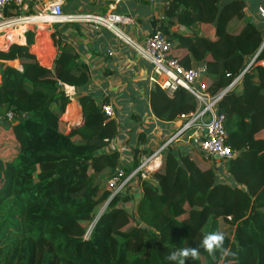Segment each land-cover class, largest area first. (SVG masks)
<instances>
[{
  "label": "trees",
  "instance_id": "trees-1",
  "mask_svg": "<svg viewBox=\"0 0 264 264\" xmlns=\"http://www.w3.org/2000/svg\"><path fill=\"white\" fill-rule=\"evenodd\" d=\"M166 2L153 27L184 68L206 63L211 93L227 87L262 47L263 27L241 21L240 9L230 12L225 0ZM202 26L212 27L205 37ZM34 36L28 31L26 45L0 51V264H169L171 252L200 247L216 231L234 254L201 248L185 264H264V47L242 77L238 96L229 94L219 106L225 144L238 152L225 165L226 182L202 155L170 148L160 169L142 182L133 216L116 207L130 198H111L106 185L120 167L119 154L105 151L119 129L86 93L92 79L87 66L71 45L51 35L57 56L47 69L30 53ZM64 85L74 88L83 119L68 128L61 121L70 103ZM149 106L155 118L170 123L194 112L196 103L183 89L169 98L153 86ZM139 136L129 147L127 173L149 155L138 149L144 142ZM12 145L15 152L6 159Z\"/></svg>",
  "mask_w": 264,
  "mask_h": 264
},
{
  "label": "built area",
  "instance_id": "built-area-1",
  "mask_svg": "<svg viewBox=\"0 0 264 264\" xmlns=\"http://www.w3.org/2000/svg\"><path fill=\"white\" fill-rule=\"evenodd\" d=\"M64 2L65 0H47L43 3L42 0H0V38L9 42V37L14 31L22 28L23 33H26L39 28L40 24L48 27L78 25L94 32L106 31L147 65L149 81L153 86H157L169 98L179 89H183L196 103L194 112L179 115L175 121L168 123L171 125L169 134L149 155L140 157L135 169L127 173L124 170L126 166L119 161L120 167L107 180L106 185L112 190L111 198L130 199L119 203L117 208L125 209L129 215L136 214V206L141 199L142 182L149 180L151 175L160 169L162 155L170 148L191 147L192 152L202 155L216 170L238 156L237 151L230 150L225 144V115L219 111V106L241 82L244 74L255 66L260 50L264 47V39L262 47L250 58L244 70L234 77L227 87L211 93L206 63L201 62L191 68H184L176 59L170 58L171 44L158 27L150 28L142 39H136L123 30L134 25L129 17L114 12L65 14L62 12ZM258 16L264 21V11L261 8L258 9ZM107 53L111 55L110 51ZM14 67L20 70L15 61ZM63 90L69 101H72L75 96L74 88L64 85ZM99 107L105 117L115 119L113 106L101 103ZM13 117L12 112L6 114L8 122H11ZM109 144H112V141ZM116 152L120 154V151ZM122 152L131 155L130 148L125 145H122ZM103 213V210H97L95 220L84 236L85 239L89 237L93 225Z\"/></svg>",
  "mask_w": 264,
  "mask_h": 264
},
{
  "label": "crops",
  "instance_id": "crops-1",
  "mask_svg": "<svg viewBox=\"0 0 264 264\" xmlns=\"http://www.w3.org/2000/svg\"><path fill=\"white\" fill-rule=\"evenodd\" d=\"M44 1L47 0H42V3ZM225 1L230 4H227L230 12L233 13L236 6L240 9L241 21L249 22L257 29L262 27L264 29V21L258 16L259 8L264 11V0ZM166 5V0H65L62 12L65 14L114 12L129 17L134 25L127 27L128 33L124 28L123 30L136 39H142L153 27L152 23L162 19ZM211 28L210 26H202L200 35L205 37ZM39 30L40 28L33 30L35 36L34 43L30 46V53L36 57L40 65L47 69L52 68L53 61L57 56V47L50 38L53 35L58 42L71 45L78 53L80 61L87 66L92 79L86 93L91 94L95 104L98 107L101 103H108L113 106L115 110V119L113 120L117 122L119 133L112 140V144H108L105 151H120L119 161L127 167L131 163L132 156L122 152V145L129 148L130 144L138 143L139 134L143 136L144 142L139 143L138 149L146 150L149 154L156 149L171 131V125L158 120L151 112L149 93L153 84L149 81L147 65L138 60L130 49L121 46L108 32H94L78 25L45 26L40 35L43 36V39L47 37V44L44 41L47 48L42 47L38 55L34 48L39 47L37 41ZM174 31L186 34L184 28L176 27ZM23 32L24 30L18 36V39L23 40L22 43L10 40L3 47H0V51H6L11 44L26 45L25 33ZM108 51L111 55H108ZM15 62L19 65L17 61ZM12 65L14 66V62ZM241 82L236 85L230 93L231 95L238 96ZM73 104L77 109L78 117L75 113L74 115L67 114L69 117L66 119L64 115L68 113L70 108L72 109ZM122 112L126 114H122ZM61 119L64 124H67V128L70 125L82 123L81 109L75 100V96L64 109ZM131 130L133 131V138H131ZM176 149L179 151L180 148ZM183 149L188 154L192 153L191 147L184 146ZM216 171L219 181L226 182V169L218 167Z\"/></svg>",
  "mask_w": 264,
  "mask_h": 264
},
{
  "label": "clouds",
  "instance_id": "clouds-1",
  "mask_svg": "<svg viewBox=\"0 0 264 264\" xmlns=\"http://www.w3.org/2000/svg\"><path fill=\"white\" fill-rule=\"evenodd\" d=\"M224 234L221 232H209L206 234L201 241L200 247H184L178 248L176 251L171 252L166 260L169 264H185L187 258H192L195 260L201 248L209 252L210 254H214L217 251L222 254L223 257H229L233 255L232 251L224 246Z\"/></svg>",
  "mask_w": 264,
  "mask_h": 264
},
{
  "label": "rangeland",
  "instance_id": "rangeland-1",
  "mask_svg": "<svg viewBox=\"0 0 264 264\" xmlns=\"http://www.w3.org/2000/svg\"><path fill=\"white\" fill-rule=\"evenodd\" d=\"M42 26V25H41ZM40 28V30H39V33L41 32V31H43L44 29H45V27H39ZM124 30L128 33V31H127V27L126 28H124ZM133 32V31H132ZM188 33V32H187ZM21 34V30H18L17 32H13V35H20ZM131 34H133V33H131ZM130 35V34H129ZM132 36V35H131ZM37 39H38V37H37ZM0 46L1 47H3V45H5V43H6V41H5V39L4 38H0ZM53 42V41H52ZM40 50V49H39ZM39 50L38 51H36L37 52V54L39 55ZM122 114H126L125 112H122ZM130 116V115H129ZM61 121H62V119H61ZM64 123V122H63ZM117 123V122H116ZM3 130H5V127H3L2 125H0V146H1V139H2V136H1V134H2V131ZM7 134V132H3V134ZM5 137H6V135H5ZM7 138V137H6ZM4 140V139H3ZM8 148V152L6 153V159H10L9 157H12L13 156V154H14V152H15V145L13 146H10V147H7ZM178 150L176 149V150H174V152H177ZM196 153V152H195ZM200 155V154H199ZM203 157V156H202ZM163 159H164V157H163ZM162 159V162L164 161ZM220 168H223V169H225L226 167H225V165L223 164ZM138 192H139V190H138ZM106 205H103V206H101V207H99L98 208V210L100 209V210H103V211H105V209H106ZM97 213V212H96ZM231 248V247H230Z\"/></svg>",
  "mask_w": 264,
  "mask_h": 264
},
{
  "label": "bare ground",
  "instance_id": "bare-ground-1",
  "mask_svg": "<svg viewBox=\"0 0 264 264\" xmlns=\"http://www.w3.org/2000/svg\"><path fill=\"white\" fill-rule=\"evenodd\" d=\"M42 24H40V27H42L41 26ZM43 27H45V26H43ZM19 30H21V33H22V31H23V29L22 28H20ZM15 32V31H14ZM41 33V32H40ZM40 33L38 34V39H37V41L39 42L38 44H39V47H37V48H34V51L36 52V51H38L39 49H41L42 47H46V44H47V37H44V39H43V36L42 35H40ZM18 36L19 35H13V33L11 34V36L9 37V39L10 40H15V41H19L20 43H22V39L20 40V39H18ZM44 41H46V44L44 43ZM1 43V42H0ZM1 47V46H0ZM47 48V47H46ZM40 51V50H39ZM37 53V52H36ZM39 53V52H38ZM70 106V105H69ZM75 105L73 104V106H72V109L70 108L67 112L68 113H66L65 115H64V117L67 119L69 116L68 115H70V114H73L74 115V113L77 115V117H78V112H77V109H76V107H74ZM68 108V107H67ZM68 114V115H67ZM72 117V116H71Z\"/></svg>",
  "mask_w": 264,
  "mask_h": 264
},
{
  "label": "water",
  "instance_id": "water-1",
  "mask_svg": "<svg viewBox=\"0 0 264 264\" xmlns=\"http://www.w3.org/2000/svg\"><path fill=\"white\" fill-rule=\"evenodd\" d=\"M0 124H2V122L0 121ZM69 132V131H68ZM142 227H144V226H142Z\"/></svg>",
  "mask_w": 264,
  "mask_h": 264
}]
</instances>
